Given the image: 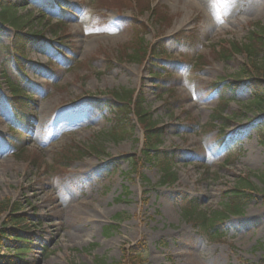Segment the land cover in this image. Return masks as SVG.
<instances>
[{
  "label": "rangeland",
  "instance_id": "rangeland-1",
  "mask_svg": "<svg viewBox=\"0 0 264 264\" xmlns=\"http://www.w3.org/2000/svg\"><path fill=\"white\" fill-rule=\"evenodd\" d=\"M4 6L30 19L18 57V30L0 19V200L17 202L28 218V264H110L139 242L146 264H264V103L248 84L256 75L247 56H221L264 25V0H0V12ZM140 47L147 56L138 60ZM255 61L264 68V52ZM7 76L24 98L13 96ZM220 79L239 86L216 117ZM118 90L145 99L173 182L143 159L145 133L134 116L133 137L109 136L107 102ZM240 179L255 188L243 212L226 220L223 240L213 241L183 211L222 209ZM61 197L90 216L67 218L55 206ZM8 255L2 247L0 264Z\"/></svg>",
  "mask_w": 264,
  "mask_h": 264
},
{
  "label": "trees",
  "instance_id": "trees-1",
  "mask_svg": "<svg viewBox=\"0 0 264 264\" xmlns=\"http://www.w3.org/2000/svg\"><path fill=\"white\" fill-rule=\"evenodd\" d=\"M0 19L17 28L18 32L15 34L11 46L17 57L23 55L25 47L29 44L30 37L26 34H22V30L27 28L30 19H27L26 21L23 18L18 17L16 12L8 6L0 12ZM58 32L59 30H54L55 34ZM229 46L230 52L223 50L221 56L223 58L225 56L230 57L237 53H243L247 56L248 61H251L252 64V67L250 65L248 66V71L253 68L256 75L249 80L248 84L254 93L255 101L258 104L264 103V68L258 67L255 64L257 57L264 52V25L261 26L257 24V27L249 32L244 43L234 42L229 43ZM216 50L220 51V47L217 45ZM145 54L143 48L140 47L139 49L134 50L133 56L135 59L141 60L147 56ZM197 59V57L193 58L195 63H193L194 66H197L199 62ZM18 68L22 71L21 66ZM153 75L157 74L153 72ZM6 78L13 94H21L17 83L15 84L9 76ZM238 86L239 84L237 82L226 84L222 79L214 82L215 90L220 94L222 100V105L218 108L216 117L221 116L224 106L233 99ZM136 92L137 91L122 92L120 90L111 92L114 100L107 102V107L113 114V126L108 134L114 140L133 137L135 125L132 123L131 116H134L145 133V139L141 151L143 159L156 164L162 170L164 174L162 182H173L176 175L171 170V163L165 160L167 159L166 157L165 159L161 157L160 152L158 151L161 136L160 129H158L153 116L145 108V99L142 94L135 96ZM92 150H96L94 146L92 147ZM80 151H82V149L75 152L74 158H77L80 155ZM138 165V158L134 157L133 171H137ZM260 181L264 185V173L260 175ZM254 188L253 183L250 181H243L240 179L237 181L233 189L225 194L222 209L212 211L202 210L197 212L196 207L194 206L189 209L186 208L183 211L184 216L189 221L193 220L196 226L202 230L209 239L221 242L226 235V220L232 214L236 215L243 212V206L250 199V194H252ZM20 209L21 208L18 206L17 202L0 200V217L2 215L6 216L3 226L0 228V249L6 247L10 251V255H8L10 261L9 264H28L25 261V257L30 249V240L33 234L27 229L29 226L28 218ZM116 217L120 218V215L118 214ZM122 251V258L113 261L110 264H146L147 262L145 258L147 245L144 242H139L130 247H124ZM1 257L6 259L7 256L3 255ZM102 263L105 264L103 260L96 261V264Z\"/></svg>",
  "mask_w": 264,
  "mask_h": 264
},
{
  "label": "bare ground",
  "instance_id": "bare-ground-1",
  "mask_svg": "<svg viewBox=\"0 0 264 264\" xmlns=\"http://www.w3.org/2000/svg\"><path fill=\"white\" fill-rule=\"evenodd\" d=\"M178 1H181L185 6H188V5H191L192 3L197 5V2L200 3L202 0H178ZM58 201H60V203L55 204L56 208H59V212L61 211V213L65 215L67 218L68 217L71 219L73 218L75 219L74 221H77V220H80V218L84 216H87V217L90 216V208L88 211L82 208L76 209L75 204L72 205L66 202L62 197L58 198ZM91 211L93 212L94 217H97V218L100 217L99 211L94 210L93 208H91Z\"/></svg>",
  "mask_w": 264,
  "mask_h": 264
}]
</instances>
